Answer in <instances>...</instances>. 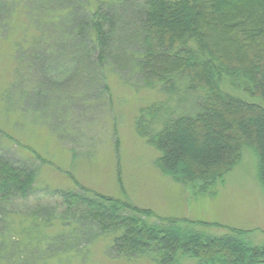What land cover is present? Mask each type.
Returning <instances> with one entry per match:
<instances>
[{"label": "trees", "instance_id": "obj_1", "mask_svg": "<svg viewBox=\"0 0 264 264\" xmlns=\"http://www.w3.org/2000/svg\"><path fill=\"white\" fill-rule=\"evenodd\" d=\"M20 14L44 36L51 29L63 35L31 38L30 52L45 50L36 108L39 100L48 106L50 94H66L57 77L67 72L61 58L66 66L97 70L103 87L114 67L126 63L164 97L136 118L138 133L159 153L155 166L164 176L212 195L248 148L264 190V0H0V34L10 33ZM48 42H56L55 50L45 49ZM38 57L28 59L38 64ZM37 174L0 150V215L6 203L34 192ZM81 190L59 193L66 214L90 220L129 260L264 264V240L258 242L256 231L226 228L227 234L212 235L198 228L222 226L160 217L126 198ZM24 234L0 241V264L47 263L49 239L46 246L45 235Z\"/></svg>", "mask_w": 264, "mask_h": 264}, {"label": "rangeland", "instance_id": "obj_2", "mask_svg": "<svg viewBox=\"0 0 264 264\" xmlns=\"http://www.w3.org/2000/svg\"><path fill=\"white\" fill-rule=\"evenodd\" d=\"M12 27L10 33L0 34V150L37 168L38 174L30 196L4 206L0 241L26 238L24 231L32 229L35 236L45 235L46 246L49 239L46 264H154L127 259L114 249L110 237L93 229L90 220L68 216L59 195L64 189L126 198L160 217L224 227L198 228L212 235L223 236L229 232L226 228H235L256 231L258 242L264 240V190L252 150L244 149L242 162L214 194L192 192L158 170L159 153L137 131L140 111L164 99L157 90L145 87L126 63L107 73L108 85L103 87L97 70L66 66L61 58V69L67 72L57 77L67 87V98L50 94L49 105L39 100L36 108L34 93L43 83L39 70L44 68L40 57L45 50L30 52L31 43L36 44L31 38L61 40L63 35L51 29L44 36L21 14ZM55 47L56 42H48L45 49ZM36 55L38 64L28 59ZM19 93L27 95L21 98ZM8 256L12 260L13 254Z\"/></svg>", "mask_w": 264, "mask_h": 264}]
</instances>
